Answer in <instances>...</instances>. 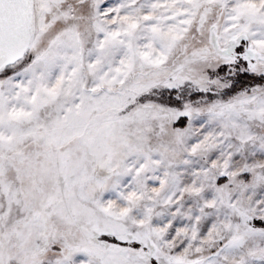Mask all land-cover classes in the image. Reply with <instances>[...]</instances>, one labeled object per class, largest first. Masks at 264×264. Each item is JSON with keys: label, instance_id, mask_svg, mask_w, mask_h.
Returning a JSON list of instances; mask_svg holds the SVG:
<instances>
[{"label": "snow or ice", "instance_id": "6c2138e0", "mask_svg": "<svg viewBox=\"0 0 264 264\" xmlns=\"http://www.w3.org/2000/svg\"><path fill=\"white\" fill-rule=\"evenodd\" d=\"M0 264H264V0H0Z\"/></svg>", "mask_w": 264, "mask_h": 264}]
</instances>
